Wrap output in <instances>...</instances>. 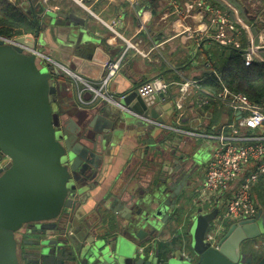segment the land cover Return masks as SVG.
Instances as JSON below:
<instances>
[{"label": "water", "instance_id": "obj_1", "mask_svg": "<svg viewBox=\"0 0 264 264\" xmlns=\"http://www.w3.org/2000/svg\"><path fill=\"white\" fill-rule=\"evenodd\" d=\"M41 1L29 0L39 8L32 33L16 36L19 45L0 40V151L9 158L0 170V264H264V255L254 261L252 253L243 254L245 242L264 237V208L233 223L218 248L206 240L218 209L198 210L186 224L195 185L186 164L196 162L198 153L181 157L167 175L152 168L146 185L139 182L116 196L113 213L101 203L84 212L108 132L137 114L162 122L167 115L159 116L161 106L148 107L135 88L115 93L123 109L118 120L108 118L110 102L102 98L82 104L75 86L70 107L63 108L70 79L43 52L46 33L59 40L70 36V45L87 51L74 54L81 61L78 74L92 65L105 75L109 56L91 54L102 51L86 19L46 10ZM163 237L168 240L159 242ZM184 245L193 252L187 259L177 255Z\"/></svg>", "mask_w": 264, "mask_h": 264}, {"label": "crops", "instance_id": "obj_2", "mask_svg": "<svg viewBox=\"0 0 264 264\" xmlns=\"http://www.w3.org/2000/svg\"><path fill=\"white\" fill-rule=\"evenodd\" d=\"M9 1L19 4L28 15L32 16V21L35 23L34 14L39 12L38 7L33 9L29 0ZM181 1L186 2V0ZM236 1L242 5L249 20L255 25L257 24L254 22V16H258L256 22L262 25L257 28L264 31V5L255 4L253 0ZM41 2L46 10L51 8L60 14L75 12L86 19L94 38L99 41L97 47L102 51L98 53V49L95 52L92 50L91 54H98L97 56L102 58L108 55L109 61L122 57L117 72L120 78L109 83V90L112 93L117 94L131 88L136 90L142 82L155 76H161L168 81L181 80L182 75L195 77L206 82L205 86L210 88V77L204 72L207 68L205 59L213 53L210 51L206 55V51L208 53L209 49H213V45L209 42H199L195 37L190 36L189 31L183 32L182 29L187 23L172 14L173 6H170L166 0H90L87 4L88 8L80 5L76 0H42ZM61 19L67 20L63 17ZM187 22L189 27L194 29L201 26L192 19ZM64 39H60L65 43L62 42L64 47L59 49L57 46L60 40L56 34L46 33L49 44L45 46L43 52L51 56V60L63 69L67 74L66 77L70 79L67 82L68 89L62 90V99L65 101L62 107L69 108L68 101L73 98L74 86L77 91L86 88V82L97 87L105 75L102 76L101 70L91 67L92 65L88 66L89 72L78 74L80 69L78 65L81 61L74 54L77 52L78 55H87V51H80V48L76 49L75 45H70V36L64 35ZM128 42L136 45L139 50ZM89 92L91 91L87 87L81 96L85 103H89L94 97L93 92L91 94ZM175 96L177 89L172 91L170 103L155 105L161 106L159 116L166 114L167 117L163 122L171 126L184 129L205 127L208 131H215L217 129L213 130V128L228 116L218 109L206 113L205 110L193 105H189L182 115L177 114L172 105ZM106 107L108 118L118 120L120 110L123 109L111 102L106 104ZM148 125L150 124L145 120L132 116L131 121L120 120L119 125L113 126L114 128L108 132L109 138L104 143V148H101L105 160L98 172L99 180L96 186L88 189L91 196L83 206L84 212L101 203L102 209L108 204L110 207L108 212L113 213L112 210L118 208L116 196L125 189L139 187L140 183L146 185L152 168L154 170L158 167V174L167 175L181 157H191L195 153H198L200 158L194 163L186 164L195 181L193 193L203 183L205 167L209 159L208 152L207 160L203 161L207 144L191 136ZM120 130L123 133L117 138L116 134ZM175 133L179 136L176 137ZM257 192L263 205L264 183ZM197 212L193 202L185 219L186 224ZM167 237L161 238L159 242L168 240Z\"/></svg>", "mask_w": 264, "mask_h": 264}, {"label": "built area", "instance_id": "obj_3", "mask_svg": "<svg viewBox=\"0 0 264 264\" xmlns=\"http://www.w3.org/2000/svg\"><path fill=\"white\" fill-rule=\"evenodd\" d=\"M76 1L88 8L87 4L90 0ZM166 1L173 6L172 14L187 23L182 31H189L190 36L195 37L199 42H213L241 49L242 40L247 36L248 45L241 49L245 65L250 66L255 60L264 61V51L261 50L264 31L255 33L254 23L244 17L240 6L232 0ZM190 19L201 26L197 29L189 27L187 21ZM15 37L0 35V40L15 45L17 44ZM128 44L133 45L131 42ZM133 46L139 50L136 45ZM24 50L30 52L29 48L24 47ZM121 61L122 57L107 62L106 74L99 86L94 87L86 82V88L93 91L94 95L89 103L102 98L119 105L114 98L115 94L109 91L108 85L117 75ZM205 64L207 68L210 67L208 63ZM211 72L214 77L221 79L216 71ZM180 79L168 81L161 76H155L142 82L136 91L146 105L152 107L170 103L171 93L177 89V96L172 101V105L180 115L189 105L205 110L206 113L214 112V109L227 113V118L213 128L217 130L208 131L205 127L184 129L140 114L137 116L160 128L203 140L209 147L210 155L205 167V178L194 192L193 202L196 210L209 212L218 209V214L210 222L206 234V240L218 248L220 240L227 231V221L233 224L253 219L261 208L257 190L264 183V95L260 100L255 101L247 94L228 87L215 91L205 86L206 82L199 78L182 75ZM86 88L79 90L81 101ZM8 162L9 158L0 151V170ZM185 247L187 245H184L183 249L187 258L191 254Z\"/></svg>", "mask_w": 264, "mask_h": 264}, {"label": "trees", "instance_id": "obj_4", "mask_svg": "<svg viewBox=\"0 0 264 264\" xmlns=\"http://www.w3.org/2000/svg\"><path fill=\"white\" fill-rule=\"evenodd\" d=\"M232 1L240 6L244 17L249 20L242 5L236 0ZM34 29L35 23L32 21V16L28 15L19 4L9 0H0V35L20 36L32 33ZM258 31L260 30L254 24V32ZM248 42L247 36L244 37L241 49L245 48ZM211 44L213 49H209L208 53L206 51V55L213 51L212 56L209 54L205 59L210 67L204 72L210 77L209 86L215 91L228 87L247 94L255 101L260 100L264 95V61L255 60L250 66H246L243 51L240 48L222 46L217 43ZM211 71H216L221 79L214 77ZM163 246L165 244L161 245Z\"/></svg>", "mask_w": 264, "mask_h": 264}, {"label": "rangeland", "instance_id": "obj_5", "mask_svg": "<svg viewBox=\"0 0 264 264\" xmlns=\"http://www.w3.org/2000/svg\"><path fill=\"white\" fill-rule=\"evenodd\" d=\"M253 2L255 4L261 3L262 5H264V0H253ZM257 19H258V16L255 15L254 16V22L257 24L256 26H261L262 25L261 23L256 22ZM174 135L176 137L179 136V134H177V133H175ZM206 148H207V150L205 149L206 150V153L204 152L203 161H206L207 160L208 152H209V155H210V151H208L209 147H206ZM260 207L264 208V204L263 205L261 204ZM231 225L232 224L229 221L226 222L227 230H228V228ZM185 243H187V241H185ZM185 248L188 251V253L193 254V252H192V250H191V248H190L189 245L187 247H185ZM249 253H252L256 259H259L260 257H262V255L264 253V237L258 238V239H256V241H248V242H245L243 244V254H244V256H247ZM177 255L183 257V259H187L185 257V255H184V251L183 250L178 251V254Z\"/></svg>", "mask_w": 264, "mask_h": 264}, {"label": "flooded vegetation", "instance_id": "obj_6", "mask_svg": "<svg viewBox=\"0 0 264 264\" xmlns=\"http://www.w3.org/2000/svg\"><path fill=\"white\" fill-rule=\"evenodd\" d=\"M252 241H256V240H252ZM263 255H264V253H263ZM263 255H262V256H263ZM254 261H257V260L254 259Z\"/></svg>", "mask_w": 264, "mask_h": 264}]
</instances>
